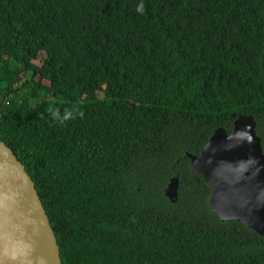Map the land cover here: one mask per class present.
<instances>
[{"label":"trees","instance_id":"1","mask_svg":"<svg viewBox=\"0 0 264 264\" xmlns=\"http://www.w3.org/2000/svg\"><path fill=\"white\" fill-rule=\"evenodd\" d=\"M240 116L264 153V0H0V140L62 264H264L187 158Z\"/></svg>","mask_w":264,"mask_h":264},{"label":"water","instance_id":"2","mask_svg":"<svg viewBox=\"0 0 264 264\" xmlns=\"http://www.w3.org/2000/svg\"><path fill=\"white\" fill-rule=\"evenodd\" d=\"M252 116L233 132L215 131L199 155L187 154L190 171L211 189L209 207L222 222L238 221L264 237V153ZM179 179L165 195L177 202ZM0 264H62L57 239L32 178L0 140Z\"/></svg>","mask_w":264,"mask_h":264},{"label":"rangeland","instance_id":"3","mask_svg":"<svg viewBox=\"0 0 264 264\" xmlns=\"http://www.w3.org/2000/svg\"><path fill=\"white\" fill-rule=\"evenodd\" d=\"M29 22L32 23L31 19H29ZM37 63L38 66H40V77L41 78H45V76L47 75V69L45 67V65L40 61H35Z\"/></svg>","mask_w":264,"mask_h":264}]
</instances>
